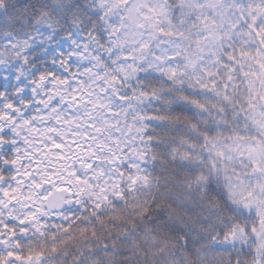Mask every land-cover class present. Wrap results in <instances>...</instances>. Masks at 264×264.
Here are the masks:
<instances>
[{
	"label": "clouds",
	"instance_id": "clouds-1",
	"mask_svg": "<svg viewBox=\"0 0 264 264\" xmlns=\"http://www.w3.org/2000/svg\"><path fill=\"white\" fill-rule=\"evenodd\" d=\"M0 264H264V0H0Z\"/></svg>",
	"mask_w": 264,
	"mask_h": 264
}]
</instances>
